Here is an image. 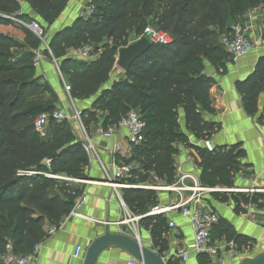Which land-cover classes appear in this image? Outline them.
<instances>
[{
	"label": "trees",
	"instance_id": "trees-1",
	"mask_svg": "<svg viewBox=\"0 0 264 264\" xmlns=\"http://www.w3.org/2000/svg\"><path fill=\"white\" fill-rule=\"evenodd\" d=\"M68 2L0 0V264L8 249L18 255L31 253L47 236L45 224L58 225L82 195L74 181L87 180L90 158L69 122L50 120L44 137L33 129L37 116L58 111L57 99L36 75L33 60L40 40L11 20H36L22 14L24 4L50 27ZM86 6L94 8L87 20L79 17L48 40V58L58 63L70 99L88 100L100 92L90 110L80 113L88 136L94 127L116 128L130 111L142 122V142L127 161L141 170L131 172L122 183L140 185L153 174L165 185L173 184L174 157L177 147L184 146L195 153L202 187L231 189V178L245 158L241 146L214 147L208 152L192 145L190 137L210 141L220 129L204 120L205 115L214 114L209 91L215 83L204 74L205 64L224 75L231 63L214 33L228 34L245 14L264 8V0H90ZM146 27L168 33L171 44H151L122 78L100 91L115 69L119 49L131 44L129 35L136 41ZM84 46L98 55L92 63L68 55ZM236 89L245 114L255 116L259 95L264 93V57L245 80L237 82ZM99 111L103 113L100 120ZM229 197L238 202L232 194H213L220 202ZM239 198L263 209L258 195ZM122 199L131 213L141 215L157 198L154 191L125 189ZM218 225L227 228L223 221L218 220ZM140 226L149 233L153 247L165 252L166 221L148 217ZM226 238L238 249L250 247L242 237Z\"/></svg>",
	"mask_w": 264,
	"mask_h": 264
},
{
	"label": "crops",
	"instance_id": "crops-1",
	"mask_svg": "<svg viewBox=\"0 0 264 264\" xmlns=\"http://www.w3.org/2000/svg\"><path fill=\"white\" fill-rule=\"evenodd\" d=\"M89 1L69 0L60 17L50 28L45 27L39 19L35 18V15L27 5L22 4V14L38 20L45 27L47 40H50L57 32L72 26ZM254 11H256V16L257 13L259 14L258 17L249 20V14ZM260 13L255 9L245 14L239 21L250 24L246 33V36L250 40H262L263 44L264 32L261 31V25L264 24V20L262 19L264 10L262 9ZM132 36L134 37L133 34ZM13 38L22 42L19 36ZM71 51H68L69 56ZM37 52L41 55V62L36 67V75L37 77H41L42 83H47L51 87L57 99L56 105L58 111H63L61 108L67 106L66 98L69 95L67 96L64 93V91H67L59 78V67L57 70L53 62L45 55L42 47ZM260 57H264L263 46L255 49L246 58L241 59L236 64L228 63L226 65L227 71L224 75H217L210 65L205 64L204 74L212 77L215 83L209 91L214 114L205 115L204 120L220 127L210 142L213 147L241 146V149L245 152V158L240 160V168L231 178V189L253 191L252 194L230 193L234 198H237L238 202L233 201L231 197L226 202H220L213 198V194L223 195L221 193H213L205 198L208 210L217 216L218 220L223 221L227 225L226 229L219 225L215 226L211 236L217 244L225 248V257H227L226 259L230 264H240L244 258H247L245 257L246 251L255 253L256 255L264 252V216L261 214L264 211V93L259 95L257 114L249 117L243 111L241 97L236 89L237 82L245 80L252 73ZM96 58H98V55L94 54L88 64L95 61ZM122 74L115 77L111 73L109 82L103 85L100 91L108 90L114 80L122 78ZM99 95L100 92L88 100L71 99L75 108L74 110L77 111L78 109L80 113L90 110ZM99 112L100 115L97 116L98 120L102 118L103 114L101 111ZM180 120L183 127L182 114ZM110 129L113 130L109 132L108 130ZM98 130L95 127L91 129L90 136H86L89 142L84 144L81 141L83 149L85 146L91 147L90 153H86L90 158V164L86 170L87 180L74 183L75 186L82 189V194L87 197V203L80 213L81 217L69 219L68 221H66L65 217L56 226H49L48 223L45 224L44 231L47 233V236L39 244L40 249L35 257L37 264H83L85 253L91 243L107 232L125 235L134 240H137L136 236L138 235L139 239L137 241L160 257L167 256L170 253L168 249H184L192 240L188 223L178 216H173L172 220L175 222L177 228L174 232L163 235L162 238L165 240L166 250L160 253L159 248L153 247L149 233L140 224L135 225V223L128 221L122 223L127 213L132 216L134 214L129 211L126 205L125 210L121 207L119 198L122 199V190L110 188L107 182L108 178L112 176L110 168L112 163L121 165L129 161V158H124L122 153L113 152L114 146L127 143V134L124 129L120 128L103 130L104 135L98 134ZM190 143L194 146H201V142L196 141L192 137H190ZM177 150L176 158L187 159L193 164L196 173L199 175L200 171L196 166L195 153L184 146H178ZM189 166L191 165L189 164ZM143 184L152 187L165 185L162 181L157 180L153 174H150L146 183ZM157 193L156 198L158 197V199H156L157 203L155 205L167 201L168 196L166 194ZM254 194L262 198L263 209H258L250 203H243L239 198L242 196L251 198ZM65 221L63 229L56 231L54 234L51 233L52 229H57ZM130 231H133V233H130ZM232 234L235 237L244 238L250 247L238 249L233 241L226 238ZM76 247H80L83 250L82 257L78 260L72 259ZM130 260L132 258L123 251L109 248L99 255L96 264H127ZM203 263L204 260L201 256L195 254L189 255L187 264Z\"/></svg>",
	"mask_w": 264,
	"mask_h": 264
},
{
	"label": "built area",
	"instance_id": "built-area-1",
	"mask_svg": "<svg viewBox=\"0 0 264 264\" xmlns=\"http://www.w3.org/2000/svg\"><path fill=\"white\" fill-rule=\"evenodd\" d=\"M94 8L90 6H85L79 17L87 20L93 13ZM256 17L253 13L249 14L248 19H255ZM17 24L27 28L32 34L40 40L41 47L47 53V56L51 57V52L48 47V40L46 35V30L36 20H31L29 23H25L21 20L11 19ZM250 24L246 22H237L231 28L228 34L223 35L220 40V45L223 50L230 56L231 64L238 63L241 59L246 58L252 51L257 48L264 47L262 40L253 41L247 36V30ZM261 31L264 32V24L261 25ZM146 38L151 44L159 46H168L171 44V38L168 33L158 30L153 27H146L143 34L136 39ZM262 45V46H261ZM94 56V51L90 46H84L80 50L71 51L70 56L74 60H79L82 62H89ZM41 62V55L36 52L35 58L33 60L34 67H38ZM54 64H57L53 60ZM57 66V65H56ZM58 70V67H56ZM59 78L65 86V90L68 93V88L66 87L62 76L59 73ZM52 120L54 122L67 121L77 122L80 121V113L75 116H66L63 111H55L51 114H41L37 116L33 122L34 131L39 134L40 137L45 136V129ZM116 128L124 129L126 131V144H118L114 146V153H122L124 158H130L132 150L138 147L142 142V132L143 124L139 120L138 116L130 111L123 117L118 123ZM113 129L108 130L111 132ZM98 134L104 135L103 130L99 129ZM87 141L89 142L88 137ZM201 147L208 152H212L214 147L210 141H205L201 143ZM84 150L89 154L91 147H84ZM189 164L191 166H189ZM112 170L111 178H108V186L113 189H134V190H150L154 192L164 193L168 196V199L164 203H160L151 207L146 213L141 215H130L127 216L122 223L127 221L130 223L140 224V221L148 217H160L166 221L167 234L174 232L176 230V224L172 220L173 216H178L182 220L186 221L189 225L192 240L189 245L181 250H173V248L168 249L170 253L165 257H160L164 264H187L190 254H195L201 256L204 260V264H230L225 257V248L217 244L211 234L213 228L218 223V218L213 213H211L206 204V196L213 193L221 194H252V190L244 189H224V188H205L200 185L199 176L196 173V169L193 164L184 158L175 157V181L171 185L163 186H145L140 185H129L127 183H122L127 180L133 171H140V166L136 163H123L121 165H115L114 163L110 166ZM78 183L79 181H74ZM121 207L125 210V204L121 198H119ZM87 203L86 195L82 194L74 203L71 211L66 217V221L73 218L81 217V211ZM262 216H264V211H262ZM62 223L57 229H52L51 233L54 234L56 231L63 229L64 224ZM137 240L139 236H136ZM174 239H176L173 236ZM173 239V240H174ZM170 242V241H169ZM40 249V246L34 247L31 253L27 255L14 254L8 249L7 253L2 257V264H37L36 255ZM83 250L80 247H76L73 253L72 259H81ZM127 264H142L134 259L127 262Z\"/></svg>",
	"mask_w": 264,
	"mask_h": 264
},
{
	"label": "water",
	"instance_id": "water-1",
	"mask_svg": "<svg viewBox=\"0 0 264 264\" xmlns=\"http://www.w3.org/2000/svg\"><path fill=\"white\" fill-rule=\"evenodd\" d=\"M151 43L144 37L118 51L115 67L127 73L132 64L150 49ZM114 248L126 253L142 264H164L160 256L144 247L139 241L121 234L105 233L96 238L85 253L83 264H96L99 255L106 249ZM240 264H264V252Z\"/></svg>",
	"mask_w": 264,
	"mask_h": 264
},
{
	"label": "rangeland",
	"instance_id": "rangeland-1",
	"mask_svg": "<svg viewBox=\"0 0 264 264\" xmlns=\"http://www.w3.org/2000/svg\"><path fill=\"white\" fill-rule=\"evenodd\" d=\"M262 9L264 10V8H259V9H257L258 11H259V13H260V11H262ZM261 14V13H260ZM253 15L257 18L258 17V13H257V16H256V11H254L253 12ZM245 16V15H244ZM263 20H264V15H263V18H262ZM38 23H39V25H41L40 24V22L38 21V20H36ZM42 26V25H41ZM45 26V25H44ZM44 26H42L43 28H45ZM50 28V27H49ZM213 30V29H212ZM130 37V39H129V42H131V44L132 43H134V41L135 40H133L134 38H133V36L132 35H129ZM214 37H215V40L217 41V43H220V40H221V37H222V33L221 32H215L214 33ZM130 45V44H129ZM53 62V61H52ZM53 65L55 66V67H58V63L57 64H54V62H53ZM57 65V66H56ZM113 76H115V77H118V76H120V74H122V72L117 68V67H115V69L113 70ZM64 91V90H63ZM64 93L68 96V93L67 92H65L64 91ZM66 104H67V106L66 107H62L61 108V110H63V112L65 113V115L66 116H69V117H71V116H75L78 112L80 113V111L77 109V111H75L74 109V105H73V101L69 98V96H68V98H66ZM100 115V112L99 113H97V116H99ZM70 126H71V128H72V130H73V132H74V134H75V136L80 140V141H82L84 144L85 143H87L88 141H86L87 140V138H86V136L89 134L88 133V131L86 130V128H84L81 124H80V122L79 121H77V122H71L70 123ZM91 132V131H90ZM183 147V146H182ZM185 148H187V147H185ZM192 162H193V160H191ZM154 193H156V194H158L157 192H154ZM157 199H158V197H157ZM156 203H157V200H156ZM136 225V224H135ZM124 231V230H123ZM130 233H133V231H130ZM247 252V254H246V256L245 257H247V258H242L243 260L242 261H244V260H247V259H252V258H254V257H256L257 255L255 254V253H250V252H248V251H246ZM244 253V252H243ZM245 254V253H244ZM241 261V262H242ZM240 262V263H241Z\"/></svg>",
	"mask_w": 264,
	"mask_h": 264
}]
</instances>
